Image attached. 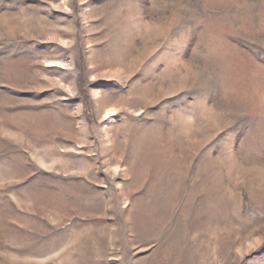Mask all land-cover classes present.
I'll return each instance as SVG.
<instances>
[{
    "label": "rangeland",
    "instance_id": "1",
    "mask_svg": "<svg viewBox=\"0 0 264 264\" xmlns=\"http://www.w3.org/2000/svg\"><path fill=\"white\" fill-rule=\"evenodd\" d=\"M0 264H264V0H0Z\"/></svg>",
    "mask_w": 264,
    "mask_h": 264
}]
</instances>
